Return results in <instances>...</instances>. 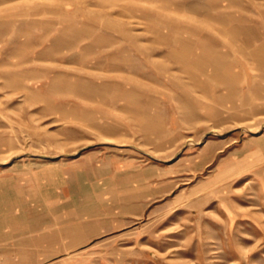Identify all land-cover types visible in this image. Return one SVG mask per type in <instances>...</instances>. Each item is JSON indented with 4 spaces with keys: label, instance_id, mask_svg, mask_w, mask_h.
<instances>
[{
    "label": "rangeland",
    "instance_id": "1",
    "mask_svg": "<svg viewBox=\"0 0 264 264\" xmlns=\"http://www.w3.org/2000/svg\"><path fill=\"white\" fill-rule=\"evenodd\" d=\"M0 264H264V0H0Z\"/></svg>",
    "mask_w": 264,
    "mask_h": 264
}]
</instances>
